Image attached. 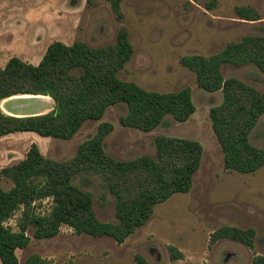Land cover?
Returning <instances> with one entry per match:
<instances>
[{
	"label": "rangeland",
	"instance_id": "1",
	"mask_svg": "<svg viewBox=\"0 0 264 264\" xmlns=\"http://www.w3.org/2000/svg\"><path fill=\"white\" fill-rule=\"evenodd\" d=\"M241 5L256 9L260 19L241 18L235 11ZM121 11L119 19L109 0H0V66L13 56L38 64L47 46L56 40L67 44L81 40L94 47L113 44L118 30L125 27L134 51L118 72L119 78L160 92L189 87L195 113L185 122L168 115L164 124L145 132L121 124L128 108L120 102L110 106L101 120L85 122L70 139L34 132L1 136L0 168L20 161L36 142L22 133L39 137L36 143L45 156L65 161L95 134L100 122L109 121L114 129L106 136L104 148L121 160L155 156V138L159 135L200 141L203 154L193 186L189 192L175 193L157 204L148 222L121 244L109 236L76 235L67 225L52 238L38 239L30 227V243L17 249L19 264H26L34 254L49 264H137V255L152 264H251L255 254H264V166L245 174L225 169L224 154L209 116L210 109L222 103L223 93L201 88L195 73L183 66L180 58L209 56L245 35H264V0H121ZM222 73L225 78L237 77L264 91V74L252 63L224 64ZM30 104L32 110L46 106L41 99ZM249 140L264 148V114ZM74 183L92 193L101 221H117L115 199L100 178L84 172L74 178ZM2 186L9 189L12 183L3 180ZM43 205L48 207L49 202ZM15 221L13 218L8 223L14 225ZM222 225L254 228V249L228 238L211 245V233ZM169 245L180 249L184 258L170 260Z\"/></svg>",
	"mask_w": 264,
	"mask_h": 264
},
{
	"label": "trees",
	"instance_id": "2",
	"mask_svg": "<svg viewBox=\"0 0 264 264\" xmlns=\"http://www.w3.org/2000/svg\"><path fill=\"white\" fill-rule=\"evenodd\" d=\"M121 19V0H109ZM244 19H260L251 6L235 7ZM128 30H118L116 42L94 47L77 40L71 44L50 43L38 64L13 56L0 66V103L21 94L48 95L54 108L47 113L16 116L0 106V137L14 132L32 131L40 136L72 138L88 120H101L106 110L117 103L127 105L120 118L123 126L151 131L171 115L187 121L196 111L191 88L160 92L148 90L136 82L122 80L118 72L133 55ZM180 63L192 70L198 85L209 92L222 91L223 101L209 111L212 129L224 154V167L240 173H253L264 166V148L253 145L249 135L264 114V91L237 77L225 78L224 64H254L264 74V35H245L229 42L209 56L184 55ZM77 71V73L75 72ZM113 123L102 121L93 136L84 140L69 160L45 156L32 143L25 157L0 169V262L19 264L17 249L30 243L28 230L35 238H52L63 225L76 235L109 236L123 243L151 218L155 206L175 193H187L201 166L203 145L184 137L159 135L156 154L117 159L104 148ZM91 172L102 181L115 199L116 222L101 221L93 206V196L74 183L81 173ZM12 183L9 189L2 181ZM49 202L48 207L43 203ZM16 218L15 224L8 223ZM254 228L222 225L210 235V244L222 239L239 241L255 247ZM170 260L184 258V253L169 245ZM137 264H152L141 255ZM26 264H49L32 255ZM251 264H264V254H255Z\"/></svg>",
	"mask_w": 264,
	"mask_h": 264
},
{
	"label": "crops",
	"instance_id": "3",
	"mask_svg": "<svg viewBox=\"0 0 264 264\" xmlns=\"http://www.w3.org/2000/svg\"><path fill=\"white\" fill-rule=\"evenodd\" d=\"M23 95H26V94L15 95V96H11V97H7L3 99L0 103V106L3 112L9 115L26 116V115H36V114L47 113L54 108V100L48 95H40L41 97H22ZM29 95H33V94H29ZM40 99L45 101L46 106L41 110L39 109L32 110V105L30 104L31 100H40ZM24 132H32V131H24ZM13 134L14 133H11V135H7L4 137L13 136ZM22 134L32 137L36 142H37V139L39 138L33 134H27V133H22ZM4 137H0V138H4ZM12 163H15V162H11L4 166L10 165Z\"/></svg>",
	"mask_w": 264,
	"mask_h": 264
},
{
	"label": "bare ground",
	"instance_id": "4",
	"mask_svg": "<svg viewBox=\"0 0 264 264\" xmlns=\"http://www.w3.org/2000/svg\"><path fill=\"white\" fill-rule=\"evenodd\" d=\"M36 95H29V94H26V95H23L22 97H34Z\"/></svg>",
	"mask_w": 264,
	"mask_h": 264
},
{
	"label": "flooded vegetation",
	"instance_id": "5",
	"mask_svg": "<svg viewBox=\"0 0 264 264\" xmlns=\"http://www.w3.org/2000/svg\"><path fill=\"white\" fill-rule=\"evenodd\" d=\"M38 96H40V95H38ZM34 97H37V96H34Z\"/></svg>",
	"mask_w": 264,
	"mask_h": 264
}]
</instances>
